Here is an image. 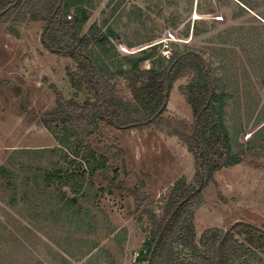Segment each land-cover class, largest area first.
I'll use <instances>...</instances> for the list:
<instances>
[{
	"label": "rangeland",
	"instance_id": "rangeland-1",
	"mask_svg": "<svg viewBox=\"0 0 264 264\" xmlns=\"http://www.w3.org/2000/svg\"><path fill=\"white\" fill-rule=\"evenodd\" d=\"M43 25L28 19L10 30L11 24H0V264H140L152 228L144 210L151 203L159 207L177 184L195 182L194 156L172 134L194 120L181 91L191 76L175 82L159 127L125 131L73 122L80 158L72 169L87 168L85 156L107 160L105 173L75 178L82 187L76 195L71 186L42 177L67 168L65 155L73 159L69 149L56 154L61 144L42 116L56 108L57 91L84 102L71 84L76 63L43 47ZM94 25L114 32L113 49L107 47L114 58L102 55L110 66V59L155 45V58L200 54L216 71L217 93L229 96L226 121L235 150V142L247 145L264 126V0H92L84 33ZM115 83L117 95L133 101L127 83ZM253 147L242 164L217 172L204 190L195 213L197 244L213 229L238 236L243 228H233L239 223L264 229V149L260 140ZM143 195L149 202L139 209ZM155 209L152 214H161ZM248 264H264L263 255Z\"/></svg>",
	"mask_w": 264,
	"mask_h": 264
},
{
	"label": "trees",
	"instance_id": "trees-1",
	"mask_svg": "<svg viewBox=\"0 0 264 264\" xmlns=\"http://www.w3.org/2000/svg\"><path fill=\"white\" fill-rule=\"evenodd\" d=\"M90 9L92 0H0V24H11L9 29L13 30V25L28 19L42 22L43 47L54 55L71 58L77 65V71L70 78L75 95L84 97L83 104L66 100L57 91L56 108L41 118L42 124L61 144L56 154L69 149L73 151V159L65 155L63 159L69 166L46 170L43 180L48 184L56 180L62 186H71L72 192L78 195L82 187L74 182L75 178L105 173L107 160L96 154L85 156L81 162H86L87 168L80 172L72 169L80 158V149L72 140L76 137L73 122L97 128L104 123L125 131L159 127L175 82L191 76L181 91L186 95L194 120L191 125L181 123L172 134L179 137L194 156L195 182L177 184L157 206L161 214H152L156 207L153 203L144 210L151 216L152 228L137 261L140 264H248L252 259L260 260L262 255L264 257L263 228L239 223L233 228H243L238 236L218 229L208 230L197 244L194 221L196 211L203 204V192L214 181L215 174L242 164L257 141L260 140L264 149V126L247 145L235 142L238 147L235 150L226 121L229 96L217 93L215 69L194 50L175 51L167 60L162 56L154 57L158 46L155 45L138 56H125L117 62L110 59L112 67L108 65L103 56L114 58L109 54L113 49L110 39L114 32L110 27L103 32L94 25L84 33ZM147 61L152 62L149 69L143 68ZM118 79L127 83L133 101L117 95L115 80ZM3 171L11 174L7 169ZM36 175L39 180L41 176ZM132 194L136 195V191ZM145 202L149 199L143 195L142 201L138 199V208Z\"/></svg>",
	"mask_w": 264,
	"mask_h": 264
}]
</instances>
